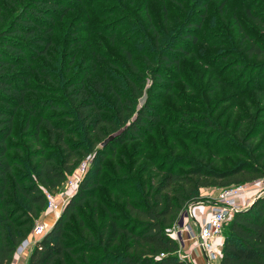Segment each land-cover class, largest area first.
<instances>
[{
    "label": "trees",
    "instance_id": "obj_1",
    "mask_svg": "<svg viewBox=\"0 0 264 264\" xmlns=\"http://www.w3.org/2000/svg\"><path fill=\"white\" fill-rule=\"evenodd\" d=\"M159 1L162 11L165 2L179 7L190 2V12L179 31L184 33L163 47L169 57L161 56L159 60L160 66L170 68L178 65L179 56L187 55L183 43H196L191 34L201 28L205 14H195L205 11L206 4L199 0ZM80 2L20 0L13 3L20 7L9 17L3 18L4 11H0V264H12L17 248L45 213L44 192L56 193L90 152L96 155L94 169L83 178L50 232L32 247L26 264H193L180 252L170 230L189 205L199 202L200 189H228L264 179V157L243 161L222 172L197 161L181 165L166 159L169 168L152 185L146 187L120 174V170L113 187L108 182L103 185L99 179L102 162L114 156L120 146L144 142L157 127L162 92L160 81L155 82L147 90L146 102L135 109L142 95L139 86L144 81L132 63L130 51L123 48L121 53L130 67V76L127 72L123 76L126 91L107 80L106 72L102 81L99 76L84 74L81 79L75 72L71 74L78 53L71 51L70 42L78 34L70 25L73 28L62 34L61 42L56 43L54 38L56 25ZM198 4L202 8L197 9ZM246 16L264 29V22L251 11H246ZM134 28L133 33L138 35L141 26ZM118 29L116 25L108 31L110 44ZM247 53L255 58L263 54L254 45ZM88 64L95 66L92 59ZM109 67L118 69L115 65ZM95 71L93 67L89 72ZM155 79L161 77L156 75ZM19 110L26 112L21 127L15 120ZM32 119L35 122L30 125ZM189 119L185 117L181 123L193 124ZM120 130L111 142L100 146ZM103 186L110 194L99 216L101 223L85 228L77 210L96 198L98 188ZM131 186L130 191L122 189ZM98 215L93 213L95 223ZM72 216L84 230L74 239L69 238L67 226ZM223 238L221 256L215 264H264V195L246 210L234 213L223 228Z\"/></svg>",
    "mask_w": 264,
    "mask_h": 264
},
{
    "label": "rangeland",
    "instance_id": "obj_2",
    "mask_svg": "<svg viewBox=\"0 0 264 264\" xmlns=\"http://www.w3.org/2000/svg\"><path fill=\"white\" fill-rule=\"evenodd\" d=\"M18 1L0 0V11H4L1 16L7 18L17 11L19 3L16 6L13 3ZM200 1L206 4V10L196 11L195 14H205L201 28L191 34L196 37V43H183L187 55L179 56L178 65L170 68L160 66L159 60L161 56L169 57L167 48L163 47L174 43L176 37L184 33L179 31L190 12H187L190 2L181 7L165 2V11H162L159 0H81V5L56 25V43L62 41V34L67 29L73 28L70 25L78 34V38L70 42L71 51L78 53L71 74L75 72V76L81 79L88 74L92 78L99 76L102 81L106 72L107 80L112 81L114 86L118 83L126 91L123 76L127 73L130 76V67L120 49L130 51L132 63L144 81L139 86L142 95L137 99L135 109L146 102L147 90L160 81V122L144 142L120 146L114 156H108L102 162L99 179L103 185L108 182L113 187L120 174L133 177L146 187L152 185L169 168L165 165L166 159H173L181 165L197 161L222 172L243 161L254 162L256 158L264 157V29L252 24L246 16V11H251L264 22V0ZM198 8H202L201 4L197 5ZM148 16L149 19L146 18ZM116 25L119 29L110 44L108 38L111 32L108 31ZM136 25L141 26L138 35L133 33ZM178 43L181 45V42ZM250 45L263 52L261 57L248 56ZM88 59H92L95 66H90ZM110 65L118 66V69H111ZM93 67L96 71L90 73ZM156 75L161 79L156 80ZM106 102H110V98L106 97ZM185 117L190 118L193 124H182L181 120ZM25 118L26 112L19 110L15 117L16 126L21 127ZM34 122L35 119H32L30 125ZM95 158L94 152H90L81 159L77 168L87 166L84 177L94 169ZM135 163L131 176L130 170ZM132 187L122 189L127 192ZM108 189L104 186L98 188L97 197L78 208L77 215L85 228L100 225L102 217L99 216L110 194ZM62 190L60 188L56 194ZM224 190L219 186L200 189L199 202L194 203L192 208L202 205L211 208ZM251 194L242 203L244 206L251 201ZM94 212L99 214L96 223L92 217ZM61 213L56 216L45 211L41 215L45 217L37 219L35 224L42 221L50 228ZM70 220L67 224L69 238L74 239L84 230L75 217ZM181 229L178 220L172 232L179 233ZM185 239L180 238L178 242L184 255ZM220 239L224 241L223 231L216 241L218 252H221Z\"/></svg>",
    "mask_w": 264,
    "mask_h": 264
},
{
    "label": "built area",
    "instance_id": "obj_3",
    "mask_svg": "<svg viewBox=\"0 0 264 264\" xmlns=\"http://www.w3.org/2000/svg\"><path fill=\"white\" fill-rule=\"evenodd\" d=\"M86 171V165L80 166L73 171L70 176H68L66 182L62 185L61 188L63 190L60 194L49 193L47 191L44 192L47 201V213H54L56 216H59L68 201L77 193L78 187L83 180ZM248 194H251L252 198L251 201L244 206L242 203H245L244 201L249 198ZM263 194L264 179L255 180L250 185H239L225 189L219 195L215 205H212L209 209L207 217L197 224H193L191 218L192 206L195 204L189 205L179 218L182 229L179 233L174 232L173 234L172 229H174V225L170 230V233L173 234L171 236L177 241V243L180 238H183V236H185L186 239L193 241L195 243L194 247L203 253L207 264H210V262H218L221 254L220 251H217L216 241L221 237L223 228L229 222L234 213L249 208L252 203L259 199ZM49 230L50 228L45 226L42 221L36 222L27 239H25L17 248L15 256H25L36 242H38V238L41 239Z\"/></svg>",
    "mask_w": 264,
    "mask_h": 264
},
{
    "label": "crops",
    "instance_id": "obj_4",
    "mask_svg": "<svg viewBox=\"0 0 264 264\" xmlns=\"http://www.w3.org/2000/svg\"><path fill=\"white\" fill-rule=\"evenodd\" d=\"M206 206H208V205L195 206L194 208H192L191 218H192L193 224H197L201 220H203L207 217L210 208H207ZM42 217H45V216H41V218ZM54 223L55 222L52 223V226L54 225ZM183 238H186V237L183 236ZM39 240L40 239L38 238V241ZM189 241H191V240H189ZM189 241H187L185 239L184 246H183V250H185V255H186L187 259L189 261H191L193 264H207L206 258L204 257L203 253L200 250H196V248L194 247L195 243L193 241H191V243L193 245ZM222 244H223V241H221V239H220L219 245L221 246V248H222ZM29 254L30 253L25 254V256H22V257L14 256L12 264H26Z\"/></svg>",
    "mask_w": 264,
    "mask_h": 264
},
{
    "label": "water",
    "instance_id": "obj_5",
    "mask_svg": "<svg viewBox=\"0 0 264 264\" xmlns=\"http://www.w3.org/2000/svg\"><path fill=\"white\" fill-rule=\"evenodd\" d=\"M121 131L122 130H120V131H118V132H116V133H113L112 135H110V136H108L102 143H101V147H104V146H106L109 142H111L116 136H118L120 133H121ZM255 202V201H254ZM253 202V203H254ZM252 203V204H253ZM246 210V209H245ZM53 227V226H52ZM51 227V228H52ZM51 228H50V230H51ZM50 230L45 234V235H47L49 232H50Z\"/></svg>",
    "mask_w": 264,
    "mask_h": 264
}]
</instances>
